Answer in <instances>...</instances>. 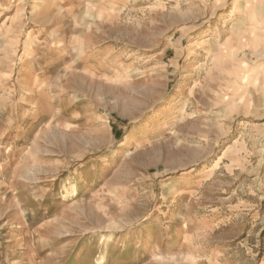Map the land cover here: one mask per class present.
<instances>
[{"label": "rangeland", "instance_id": "1", "mask_svg": "<svg viewBox=\"0 0 264 264\" xmlns=\"http://www.w3.org/2000/svg\"><path fill=\"white\" fill-rule=\"evenodd\" d=\"M262 3L0 0V264H264Z\"/></svg>", "mask_w": 264, "mask_h": 264}, {"label": "bare ground", "instance_id": "2", "mask_svg": "<svg viewBox=\"0 0 264 264\" xmlns=\"http://www.w3.org/2000/svg\"><path fill=\"white\" fill-rule=\"evenodd\" d=\"M248 1H250V0H248ZM261 2V1H260ZM263 2V1H262ZM259 8V7H258ZM241 9L243 10V6H241V5H235L233 8H232V11H231V13H237V12H239V11H241ZM261 11H264V4L262 3V4H260V13H261ZM9 27H11V26H9ZM226 27V26H225ZM9 30H10V28H9ZM8 30V31H9Z\"/></svg>", "mask_w": 264, "mask_h": 264}]
</instances>
